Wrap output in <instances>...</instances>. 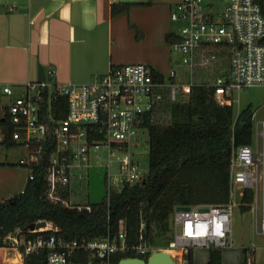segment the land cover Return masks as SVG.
Wrapping results in <instances>:
<instances>
[{"label": "built area", "instance_id": "built-area-1", "mask_svg": "<svg viewBox=\"0 0 264 264\" xmlns=\"http://www.w3.org/2000/svg\"><path fill=\"white\" fill-rule=\"evenodd\" d=\"M170 18L177 24L171 50L187 67L186 78L173 69L162 74L144 63H126L113 64L107 72L94 75L85 83L55 82V70L49 69L50 80L44 71V80L27 81L23 94L10 84H0V118H8L13 125L12 139L26 148L27 153L19 159V164L29 167L27 180L34 177L32 164L38 159L39 149L45 144L51 147L45 165L48 181L45 195L49 199L90 210L89 202L75 201L73 196L84 185L91 156L99 158L103 149L107 152V167L109 158L120 154L117 173L113 176L107 173L106 197L112 188L120 190L124 184L141 181L146 173L140 170L131 148L139 143L140 133L147 129L148 123L155 121L157 113L184 100L195 86L212 87L213 99L228 105L233 104L234 91L264 86V13L256 0H228L222 7L203 0H181L173 6ZM211 46L218 47V51L207 53L206 49ZM225 58L227 68L214 81H194L196 66L223 64ZM44 90L46 106L43 108ZM61 97L66 99V116L57 118L62 109L57 105ZM261 123L262 129L257 134L264 140V121ZM3 139L0 125V142ZM259 183L262 194L260 233H264V147L259 150L253 138L252 144L231 150L227 202L174 208V239L169 246L180 249L181 258L177 261L184 264L183 255L188 248L231 247L232 196L238 192L242 197L244 189L254 193ZM63 189L69 192L67 199L60 195ZM47 230L57 228L47 222V227H27L26 231ZM125 235L121 220L118 233L113 237L78 241L50 233L47 237L38 234L26 238L24 232L17 229L4 241L8 240L15 249L22 246V256L38 249L46 250L44 264H115L112 255L128 250L146 258L150 255L151 246L143 241L142 234L140 242L131 246L125 243ZM244 250L245 264H255L254 249ZM82 252L85 257L80 255Z\"/></svg>", "mask_w": 264, "mask_h": 264}, {"label": "trees", "instance_id": "trees-1", "mask_svg": "<svg viewBox=\"0 0 264 264\" xmlns=\"http://www.w3.org/2000/svg\"><path fill=\"white\" fill-rule=\"evenodd\" d=\"M264 13V0H256ZM117 10L112 6V11ZM218 64V63H217ZM156 76V75H155ZM213 88L198 85L182 101L170 104L166 121L156 119L147 124L149 168L144 178L134 184H124L122 189L109 190V197L99 203H89L90 210L67 206L45 195L48 181L45 165L51 151L44 145L38 151V159L32 164L34 177L28 179L24 190L0 201V247L6 246L4 238L17 229L26 238L50 233L67 240H91L117 235L119 222L125 228V243L143 241L154 244V231L166 230L168 220L176 206L195 204H220L229 199V162L233 147L253 142L252 109L247 106L236 118L232 104H220L213 99ZM42 107L46 106V90L43 91ZM66 99L59 98L61 110L57 118L66 116ZM4 132L1 141L6 146L17 145L12 139L13 125L8 118H0ZM62 198L69 192L60 190ZM254 193L244 189L240 207L248 210ZM45 220L56 231L28 233L30 223ZM141 225L142 228H141ZM167 243L169 241H166ZM20 251L23 247L20 246ZM20 253V252H19ZM21 259H22V254ZM81 256L85 257L82 252ZM146 256L133 250L112 255L116 264L124 257ZM46 250L38 249L23 256V264H44ZM184 264H194L192 248L183 255ZM206 264H221L220 249H211Z\"/></svg>", "mask_w": 264, "mask_h": 264}, {"label": "crops", "instance_id": "crops-1", "mask_svg": "<svg viewBox=\"0 0 264 264\" xmlns=\"http://www.w3.org/2000/svg\"><path fill=\"white\" fill-rule=\"evenodd\" d=\"M180 1L0 0V84L18 91L38 65L54 69L59 83L88 82L113 64L144 63L164 74L170 13Z\"/></svg>", "mask_w": 264, "mask_h": 264}, {"label": "rangeland", "instance_id": "rangeland-1", "mask_svg": "<svg viewBox=\"0 0 264 264\" xmlns=\"http://www.w3.org/2000/svg\"><path fill=\"white\" fill-rule=\"evenodd\" d=\"M171 23V28L176 30L177 24L173 21ZM217 51L218 47L216 46H211L206 49L207 53H216ZM164 54L167 55V59L164 61L165 65L162 67L164 74H167L170 69H173L179 76L186 78L188 76V70L182 64L178 54L174 53L169 45L166 46V52ZM225 60L226 62H223V64H217L216 62L210 66H196L194 68V81L198 83L214 81L221 74L222 70L227 68L228 59L225 58ZM45 73L47 79L50 80V76L46 70ZM36 76L34 74L32 81L37 79ZM17 92L23 94L24 86L19 87ZM233 100L234 118L245 107L249 106L252 109L253 138L255 142H258V148L261 150L264 147V140L257 133L262 129L261 121H264V86H254L234 91ZM167 114V111H161L156 114V119H160L164 123ZM140 137L139 143L131 148V152L138 161L140 170L146 173L149 168L148 129H144L140 133ZM26 153V148L22 146L15 145L8 147L0 142V201H4L18 193L25 186L29 174V167L19 164V159L26 155ZM119 157V153L111 156L109 158V167H107L108 157L104 149L101 151L99 158L92 155L90 159L91 165L87 170L84 185L74 193L73 199L82 203L101 202L106 195L107 173L109 172L112 176L117 173V160ZM232 198L234 208L231 217V247L220 249L221 264H245L246 251L244 248H253L255 264H264V233H260L262 225V194L260 183L257 185L256 190H254L253 202L251 203L250 209L245 211L241 209V195L238 192H235ZM173 239L174 233L171 214L167 229L154 231L155 243L150 245L152 251L163 250L168 252L175 260H180L181 256H174V252L176 251L169 246V242ZM166 241L169 242L167 243ZM1 249L0 264L12 263V258L15 253H21L19 249L12 248V244L8 240L6 241V246L1 247ZM210 250V248L206 247L192 248L193 263L206 264ZM20 261L17 264H21Z\"/></svg>", "mask_w": 264, "mask_h": 264}, {"label": "water", "instance_id": "water-1", "mask_svg": "<svg viewBox=\"0 0 264 264\" xmlns=\"http://www.w3.org/2000/svg\"><path fill=\"white\" fill-rule=\"evenodd\" d=\"M44 71L41 65H38L37 71V79L44 80ZM177 208L188 209V205H179ZM47 225V221L40 220L35 223H30L28 225L29 229L34 228H42ZM117 264H180L177 260H175L168 252L163 250H153L150 255L144 259L141 257L133 256V257H124L121 258Z\"/></svg>", "mask_w": 264, "mask_h": 264}, {"label": "bare ground", "instance_id": "bare-ground-1", "mask_svg": "<svg viewBox=\"0 0 264 264\" xmlns=\"http://www.w3.org/2000/svg\"><path fill=\"white\" fill-rule=\"evenodd\" d=\"M45 227H47V225L45 226ZM176 252H174V256H179L180 255V249L179 248H177V249H175V248H173ZM2 250V249H1ZM18 252V251H17ZM0 257H1V253H0ZM20 257H21V255L20 254H18V253H15V255H14V257L12 258L13 260H12V263L13 264H17V262L18 261H20Z\"/></svg>", "mask_w": 264, "mask_h": 264}]
</instances>
